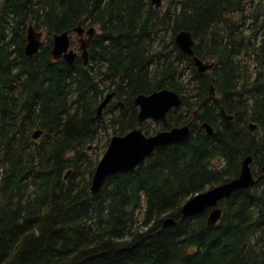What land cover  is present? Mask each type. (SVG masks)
Wrapping results in <instances>:
<instances>
[{
	"label": "trees",
	"instance_id": "1",
	"mask_svg": "<svg viewBox=\"0 0 264 264\" xmlns=\"http://www.w3.org/2000/svg\"><path fill=\"white\" fill-rule=\"evenodd\" d=\"M80 22L99 29L90 65L54 59L53 34ZM30 23L47 35L32 58ZM181 30L212 69L200 72L180 50ZM162 88L183 96L170 126L192 122L190 136L93 195L100 155L89 148L104 153L134 129L135 98ZM151 123L147 134L158 130ZM247 155L261 174L264 0L0 1V264H264V179L220 200L214 227L210 209L182 215L191 197L238 177ZM169 216L177 223L164 226Z\"/></svg>",
	"mask_w": 264,
	"mask_h": 264
},
{
	"label": "water",
	"instance_id": "2",
	"mask_svg": "<svg viewBox=\"0 0 264 264\" xmlns=\"http://www.w3.org/2000/svg\"><path fill=\"white\" fill-rule=\"evenodd\" d=\"M156 7L163 5V0H152ZM77 34V39L80 43L79 51L81 58L85 65L90 63L89 48L98 32L95 26L86 29L83 23L73 29L66 30L53 35L52 56L54 59H64L69 63H74L79 55L72 47L73 35ZM87 37H84V33ZM44 31L37 30L33 23H30L27 33L26 53L32 58L40 51L44 44ZM84 37V38H83ZM176 43L180 50L192 57L196 67L200 72H206L212 69L215 65L214 61H205L196 55L194 46L196 40L194 34L190 30H181L175 36ZM212 94H215V88L212 86ZM116 95V92L109 93L98 107V117L103 118L104 110ZM185 104L183 96L169 88H162L151 93H141L135 100L134 105L139 108L137 115L138 126L124 135H114L110 144L100 159L94 175L90 190L93 195H100L106 181L118 174L134 170L141 165L147 157L151 156L156 148L164 145L178 144L186 140L191 134V122L181 126H175L171 129L160 130L156 134L147 135L143 130V123L146 120L152 119L160 126H168L170 119L168 114L171 110L180 108ZM223 114L229 119L234 118L226 112L225 107L222 109ZM198 112H195V115ZM202 127L207 130L209 134L214 132V127L209 122H204ZM252 131L257 129L256 123H251ZM43 131L38 130L34 133V138L38 139L42 136ZM254 158L252 155H247L241 173L238 177L224 182L222 184L211 187L205 191L199 192L191 197L182 208L183 217L196 216L205 212L210 208L207 223L209 227H214L223 217V209L219 206L220 200L230 197L235 191L240 189H249L256 186L262 179H264V166L262 167V174L256 176L252 162ZM71 170L66 174L68 178ZM176 218L169 216L163 221L164 226L175 225Z\"/></svg>",
	"mask_w": 264,
	"mask_h": 264
},
{
	"label": "flooded vegetation",
	"instance_id": "3",
	"mask_svg": "<svg viewBox=\"0 0 264 264\" xmlns=\"http://www.w3.org/2000/svg\"><path fill=\"white\" fill-rule=\"evenodd\" d=\"M85 36H87V33H85L84 34ZM96 37V36H95ZM95 39V38H94ZM94 39H93V41H94ZM93 41H92V43H91V46H90V48H89V52H90V57H91V47H92V44H93ZM74 47H76V50H78V48H79V45H78V43H77V40L75 39V34H74ZM80 53V52H79ZM77 59H81L82 60V58H81V56H80V54L78 55V57H77ZM152 122V121H151ZM146 123V122H145ZM145 123H144V125H145ZM144 125H143V127H144ZM151 125L152 126H155V127H158V130L156 131V132H154V133H157L158 131H160V130H163V129H171L173 126H167V127H160L159 125H156L154 122H152L151 123ZM152 134V133H151Z\"/></svg>",
	"mask_w": 264,
	"mask_h": 264
},
{
	"label": "rangeland",
	"instance_id": "4",
	"mask_svg": "<svg viewBox=\"0 0 264 264\" xmlns=\"http://www.w3.org/2000/svg\"><path fill=\"white\" fill-rule=\"evenodd\" d=\"M1 1V0H0ZM47 37V35L45 34V38ZM76 48V47H75ZM96 151H99L98 154L100 155V158L103 156V148H99V149H94L91 147V149L89 150L90 153L95 154Z\"/></svg>",
	"mask_w": 264,
	"mask_h": 264
}]
</instances>
